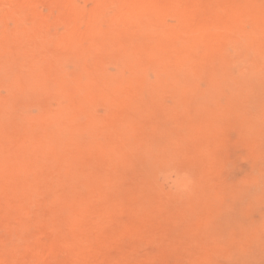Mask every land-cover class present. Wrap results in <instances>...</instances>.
<instances>
[{"label":"rangeland","instance_id":"1","mask_svg":"<svg viewBox=\"0 0 264 264\" xmlns=\"http://www.w3.org/2000/svg\"><path fill=\"white\" fill-rule=\"evenodd\" d=\"M0 264H264V0H0Z\"/></svg>","mask_w":264,"mask_h":264}]
</instances>
